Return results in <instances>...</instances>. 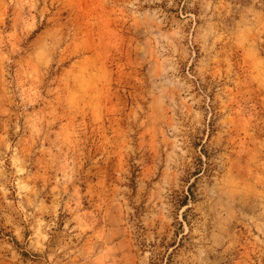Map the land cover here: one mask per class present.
<instances>
[{"label":"rangeland","instance_id":"rangeland-1","mask_svg":"<svg viewBox=\"0 0 264 264\" xmlns=\"http://www.w3.org/2000/svg\"><path fill=\"white\" fill-rule=\"evenodd\" d=\"M0 264H264V0H0Z\"/></svg>","mask_w":264,"mask_h":264}]
</instances>
